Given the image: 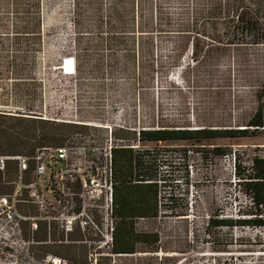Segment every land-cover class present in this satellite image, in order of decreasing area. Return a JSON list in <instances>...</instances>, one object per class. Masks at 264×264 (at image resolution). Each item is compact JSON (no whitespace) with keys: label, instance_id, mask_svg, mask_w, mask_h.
Segmentation results:
<instances>
[{"label":"rangeland","instance_id":"1","mask_svg":"<svg viewBox=\"0 0 264 264\" xmlns=\"http://www.w3.org/2000/svg\"><path fill=\"white\" fill-rule=\"evenodd\" d=\"M239 8L264 18V0H0V111L85 125L78 133L58 130L65 132L63 142L44 146H94L99 152L86 160L99 166L105 164L112 129L125 131L117 135L127 144L159 151L168 179L164 194L174 195L177 211L187 214L138 221L140 230L157 231L162 238L164 250L155 256L110 254L111 222L97 209L94 224L71 233L47 220L33 230L27 220L24 264H53L56 258L67 264L60 255L87 258L89 264L98 259L101 264H264V228L207 225L211 218L237 219L239 209L250 205L234 178L232 157L236 152L248 166L254 155H264V133L143 146L133 141L142 128L246 125L264 82V44H253L238 31ZM20 18L32 20L30 30L16 28L25 25ZM68 58L75 63L63 73ZM22 139L19 155H29L31 142ZM39 140L32 144L42 147ZM214 146L230 154L208 155ZM84 160L72 159L78 181L90 171ZM17 175L16 162L9 160L0 193H12ZM28 192V202L19 208L27 217H39ZM67 205L76 210L79 199Z\"/></svg>","mask_w":264,"mask_h":264},{"label":"trees","instance_id":"2","mask_svg":"<svg viewBox=\"0 0 264 264\" xmlns=\"http://www.w3.org/2000/svg\"><path fill=\"white\" fill-rule=\"evenodd\" d=\"M81 11V9H80ZM83 13H78V27L84 20ZM16 28L30 30V22L24 18L19 19ZM27 22V25H26ZM235 22L238 31L244 37L250 38L253 44H264V18L256 14L245 12L242 8L237 9ZM36 28V27H35ZM78 51L81 49L78 48ZM72 58H68L64 64L65 68H71ZM74 60V59H73ZM75 63V62H74ZM64 67L61 68L64 71ZM33 111V110H29ZM32 115V114H29ZM26 123L24 131H16L17 125ZM78 133L86 129L85 125L71 123H57L54 121L22 116L21 113H9L0 111V156L19 155L24 146L22 138L31 142L28 154L31 155L37 148L32 144L39 138L38 144L44 146L50 140L59 144L63 142L64 131ZM123 130L112 129V137L124 142L112 149V171H113V217L115 218L112 232V243L110 254L116 256H134L137 254L157 255L161 250L162 238L157 231L140 230L137 226L140 220H156L163 214L172 216H186V213L177 211L174 195L167 197L164 194L168 187V179L162 171L161 155L157 150L133 147L125 142V137L118 136ZM24 133V134H23ZM264 133V82L258 94V107L253 116L242 128L230 129H177L171 127L142 128L133 133V141L143 146L146 143H169L179 141L196 140L204 142L217 139H240L258 136ZM28 144V143H27ZM207 154L211 156H227L230 152L219 146L208 149ZM234 178L238 185L243 187V194L250 205L239 209L237 219H209L208 227H255L264 228V155H254L249 160L248 166H243L236 152H234ZM187 172L188 167L186 168ZM2 174L0 173V179ZM209 229V228H208ZM79 234L81 231H78ZM67 264H89L87 258L75 257L66 259ZM102 259L97 260L101 264ZM105 260L110 261L107 257ZM71 262V263H70Z\"/></svg>","mask_w":264,"mask_h":264},{"label":"built area","instance_id":"3","mask_svg":"<svg viewBox=\"0 0 264 264\" xmlns=\"http://www.w3.org/2000/svg\"><path fill=\"white\" fill-rule=\"evenodd\" d=\"M107 143L103 166H99L95 159L87 162V157H94L99 152L98 148L90 145L42 146L37 147L31 155L0 156L1 174L6 173L9 160L16 162L18 173L12 193H0V264H24L22 224L27 220L33 222V230H37V222L47 220L54 221L65 233H71L76 228L85 230L94 224L92 211L97 209L106 221L111 222L108 242L112 243L115 221L112 149L116 144L112 132ZM76 155L81 159L83 157L90 168L88 175H80L79 181L76 170H73L72 159ZM232 158L234 162V156ZM76 180L78 183L74 187ZM28 190L29 200L37 206L39 217H27L19 208L20 204L28 202L24 200V193ZM73 197L79 199L80 206L76 210H69L67 203ZM51 262L57 264L54 259Z\"/></svg>","mask_w":264,"mask_h":264},{"label":"bare ground","instance_id":"4","mask_svg":"<svg viewBox=\"0 0 264 264\" xmlns=\"http://www.w3.org/2000/svg\"><path fill=\"white\" fill-rule=\"evenodd\" d=\"M64 69H65L66 71H68L67 68L64 67ZM54 260H55L56 263H59V260H58L57 258L54 259Z\"/></svg>","mask_w":264,"mask_h":264},{"label":"crops","instance_id":"5","mask_svg":"<svg viewBox=\"0 0 264 264\" xmlns=\"http://www.w3.org/2000/svg\"><path fill=\"white\" fill-rule=\"evenodd\" d=\"M136 148V147H135Z\"/></svg>","mask_w":264,"mask_h":264},{"label":"water","instance_id":"6","mask_svg":"<svg viewBox=\"0 0 264 264\" xmlns=\"http://www.w3.org/2000/svg\"><path fill=\"white\" fill-rule=\"evenodd\" d=\"M34 118V117H33Z\"/></svg>","mask_w":264,"mask_h":264}]
</instances>
